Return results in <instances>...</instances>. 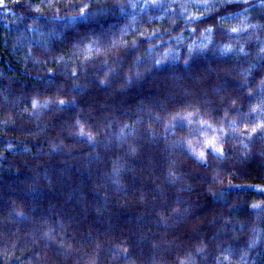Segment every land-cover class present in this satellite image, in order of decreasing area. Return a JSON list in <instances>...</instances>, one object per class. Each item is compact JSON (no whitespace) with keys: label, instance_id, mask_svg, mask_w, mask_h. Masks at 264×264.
I'll return each mask as SVG.
<instances>
[{"label":"trees","instance_id":"16d2710c","mask_svg":"<svg viewBox=\"0 0 264 264\" xmlns=\"http://www.w3.org/2000/svg\"><path fill=\"white\" fill-rule=\"evenodd\" d=\"M0 264H264V0H0Z\"/></svg>","mask_w":264,"mask_h":264},{"label":"snow or ice","instance_id":"6c2138e0","mask_svg":"<svg viewBox=\"0 0 264 264\" xmlns=\"http://www.w3.org/2000/svg\"><path fill=\"white\" fill-rule=\"evenodd\" d=\"M135 5H133V7H134ZM194 31V30H193ZM232 31H237V29H232ZM36 102H34V104H35ZM61 103H63V101H61ZM192 114L191 113H189L188 114V117H190ZM185 118H187V117H185ZM201 123H205V121H201ZM81 131H83V129H81ZM253 131H255V129H253ZM215 137H213L211 140H206L205 141V143L206 144H208V145H210V146H212L213 147V150H216V151H222V149H217L216 147H215ZM199 156H200V158H204V152H200L199 153ZM253 207H256L255 205L253 206Z\"/></svg>","mask_w":264,"mask_h":264}]
</instances>
